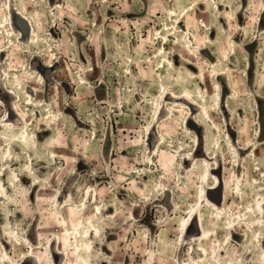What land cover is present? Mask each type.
<instances>
[{"label": "rangeland", "instance_id": "rangeland-1", "mask_svg": "<svg viewBox=\"0 0 264 264\" xmlns=\"http://www.w3.org/2000/svg\"><path fill=\"white\" fill-rule=\"evenodd\" d=\"M191 3L0 0V264H264V0Z\"/></svg>", "mask_w": 264, "mask_h": 264}, {"label": "bare ground", "instance_id": "bare-ground-1", "mask_svg": "<svg viewBox=\"0 0 264 264\" xmlns=\"http://www.w3.org/2000/svg\"><path fill=\"white\" fill-rule=\"evenodd\" d=\"M195 1L196 0H192V3H191V5L192 4H194L195 3ZM191 6H189L188 8L186 7V9H189ZM11 9H12V7H11ZM11 11H15V14L17 15V16H20L21 14H20V12L19 11H16V9H12ZM179 17V16H178ZM178 17H176V21H178ZM23 19L25 20V21H27V23H28V19L27 18H25V17H23ZM175 28V29H174ZM172 29H174L176 32H178V31H180V28L178 27V26H174ZM168 35H169V33H168ZM169 36H172V35H169ZM183 35H182V40H183ZM184 40H185V38H184ZM183 40V41H184ZM185 43H186V45L188 44L187 43V41L185 40ZM167 90V87L165 86V85H163V84H161L160 85V89H159V91H160V95L159 96H156L155 98H154V102L155 103H157L156 105H157V108H156V110H158L159 109V106L162 104H164L166 101H168V100H173V102L174 103H176L178 100H185V101H187L191 106H195L196 104L195 103H191L190 101H188V99H187V97L185 96H177V95H173L172 94V91H166ZM166 93V95H165V97H163V95ZM162 97H163V99H162ZM162 100V101H161ZM183 103V102H182ZM201 108L203 109L204 108V106L203 105H201ZM166 110V108H164V107H162V109H161V111H160V114H159V119L162 117V114H163V112ZM157 112V111H156ZM168 113V112H167ZM192 124V121H191V119L190 118H188L187 119V122H186V125H185V129L188 131L189 129H190V125ZM26 132H23V134H25ZM151 138H152V136H151V132H150V138H149V140H151ZM164 135L163 134H161L160 136H159V140L156 142V145H157V147H155L154 148V151L155 152H157L156 154H158V152H160V147L158 146V143L159 142H163V140H164ZM198 141H199V139H198ZM37 141L36 140H34V142H32V147H34L35 146V143H36ZM148 146H150V143L148 144ZM157 150V151H156ZM200 152V147H199V143H198V147H197V149H196V151H195V153L193 154V157H192V161L195 159V156H196V154L197 153H199ZM150 154H151V151L149 152V155L148 154H146L145 153V160L148 162V161H152L153 160V158H150ZM188 160L185 158V162L184 163H186ZM153 163V162H152ZM189 166L191 167L192 166V163L190 164L189 163ZM188 166V167H189ZM215 168H213L211 171H210V169L208 170H206L204 173H203V178L205 179L206 178V176L205 175H212L213 174V170H214ZM157 171H159V173H160V170H157ZM215 179H214V181L215 180H218V178L217 177H214ZM214 189H216L215 187H208V194L212 191V190H214ZM5 196H7V194L5 193ZM208 199V198H207ZM210 201V200H209ZM191 210H193V209H191ZM198 215H197V213H196V215H195V217H194V219L195 220H197L198 221V219H200V216L199 217H197ZM80 224H78L77 225V227H76V230L75 231H77L78 232V234L79 235H76L75 236V243H74V248H75V250H76V252H77V257L78 258H81V257H83L82 255H83V253H85V252H89V253H91V243H92V240L94 239V235H95V233H96V231H97V229H95V228H92V226H91V224L90 225H88V227H86V229L84 230V231H81L80 230ZM92 228V230L90 231V229ZM206 235V232H203V234H201V236H205ZM200 236V235H199ZM87 238H89V240H87ZM92 239V240H91ZM27 241L30 243V241L27 239ZM52 244V243H51ZM205 253L207 254V251L205 250ZM25 259H23V262H22V264H25L26 262H27V258H28V256H26V257H24Z\"/></svg>", "mask_w": 264, "mask_h": 264}]
</instances>
